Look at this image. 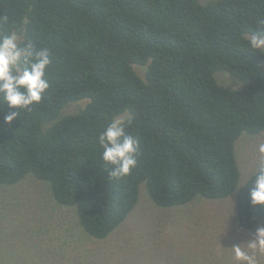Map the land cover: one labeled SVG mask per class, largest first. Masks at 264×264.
<instances>
[{
  "label": "trees",
  "instance_id": "16d2710c",
  "mask_svg": "<svg viewBox=\"0 0 264 264\" xmlns=\"http://www.w3.org/2000/svg\"><path fill=\"white\" fill-rule=\"evenodd\" d=\"M4 17L0 34L48 48L52 63L50 88L31 111L6 124L17 109L0 103V186L28 174L48 183L95 240L125 221L142 185L143 200L164 210L238 190L239 230L261 224L264 208L249 202L254 178L238 189L234 146L264 132V52L243 38L261 27L264 0H0ZM218 72L238 88L220 87ZM124 115L138 162L114 179L97 137Z\"/></svg>",
  "mask_w": 264,
  "mask_h": 264
},
{
  "label": "rangeland",
  "instance_id": "374dc122",
  "mask_svg": "<svg viewBox=\"0 0 264 264\" xmlns=\"http://www.w3.org/2000/svg\"><path fill=\"white\" fill-rule=\"evenodd\" d=\"M215 79L222 88L235 85L226 73H216ZM84 104H73L63 114ZM260 142L264 132L242 134L235 143L238 189L252 176ZM237 191L221 201L200 199L164 210L143 200L142 185L139 202L125 221L105 239L95 240L81 228L75 207L58 205L49 184L28 174L0 186V264H240L231 247L250 239L247 234L256 228L240 231L234 221Z\"/></svg>",
  "mask_w": 264,
  "mask_h": 264
},
{
  "label": "clouds",
  "instance_id": "9594fccd",
  "mask_svg": "<svg viewBox=\"0 0 264 264\" xmlns=\"http://www.w3.org/2000/svg\"><path fill=\"white\" fill-rule=\"evenodd\" d=\"M7 22V17L0 23ZM261 27L243 38L254 51L264 52V20ZM52 63L48 48H38L32 42L23 40L21 34L11 31L0 34V103L7 105L9 111L4 117L6 124L19 118L20 109L31 111V106L41 102L50 82L47 68ZM130 115L113 117L97 140L103 149L101 160L106 166L109 177L120 179L130 174L137 166L139 141L126 132L131 123ZM258 160L252 172L249 189V202L252 208H264V142L257 145ZM250 239L231 248L235 260L240 264H261L264 258V226L257 227Z\"/></svg>",
  "mask_w": 264,
  "mask_h": 264
}]
</instances>
